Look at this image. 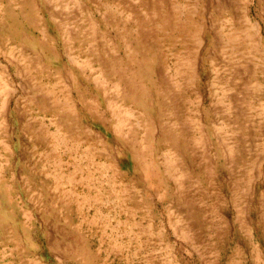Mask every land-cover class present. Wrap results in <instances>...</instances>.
I'll return each instance as SVG.
<instances>
[{
  "label": "rangeland",
  "instance_id": "1",
  "mask_svg": "<svg viewBox=\"0 0 264 264\" xmlns=\"http://www.w3.org/2000/svg\"><path fill=\"white\" fill-rule=\"evenodd\" d=\"M84 1L85 14L56 12L70 14L65 39L72 51L89 58L88 67L102 59L109 82L131 80L129 97L137 120L131 145L162 150L160 160L169 170H193L194 212L183 209L181 214L194 227L185 228L170 209L161 221L167 234L156 242H166V250L156 248L159 244L128 253L99 251L97 224L105 221L97 210L107 212L109 206L94 200L80 206L72 202L78 196L68 200L56 189L57 183L68 182L61 173L47 171L45 159L21 154L0 125V264H264V171H232L238 163L249 166L254 156L229 153L223 104L213 106L230 93L224 85L233 72L245 70L244 61L230 57V36L216 26L218 18L227 17L222 7L234 0H203L201 6L198 0ZM255 1L235 2L244 7ZM206 5L211 7L207 13ZM79 16L81 29L75 21ZM207 30L215 36L208 38ZM38 46L48 51V45ZM244 174L245 194L259 204L244 214L248 226L239 234L234 199Z\"/></svg>",
  "mask_w": 264,
  "mask_h": 264
},
{
  "label": "crops",
  "instance_id": "2",
  "mask_svg": "<svg viewBox=\"0 0 264 264\" xmlns=\"http://www.w3.org/2000/svg\"><path fill=\"white\" fill-rule=\"evenodd\" d=\"M198 1L201 6L203 0ZM235 1L222 7L227 17L218 18L216 26L230 36V57L244 61L245 70L231 73L224 85L230 93L213 106L223 104L229 153L254 156L249 166L238 163L232 171H264V0L244 7ZM60 11L85 14L87 6L84 0L73 5L70 0L62 4L0 0V125H5L4 138L16 140L14 148L21 154L37 156L40 162L45 159L47 171L61 173L68 182L57 183L56 189L68 200L78 196L72 202L80 206L91 200L109 206L107 212L97 210L98 218L105 221L97 224L99 251L128 253L159 244L156 248L166 250V242H156L167 234L161 221L169 210L183 222L187 221L183 209L194 212L193 170H169L160 160L162 150L131 145L137 123L135 104L129 97L131 80L109 82L102 59L88 67L89 58L72 51L66 41L70 14L57 15ZM76 20L78 28H83L81 16ZM200 26L206 28L205 23ZM206 35L213 38L215 33L207 30ZM39 44L48 45V51ZM237 182L239 195L234 204L238 205L241 234L248 226L244 214L259 203L245 194V174ZM88 194L95 199L88 200ZM183 225L194 227L190 222Z\"/></svg>",
  "mask_w": 264,
  "mask_h": 264
},
{
  "label": "bare ground",
  "instance_id": "3",
  "mask_svg": "<svg viewBox=\"0 0 264 264\" xmlns=\"http://www.w3.org/2000/svg\"><path fill=\"white\" fill-rule=\"evenodd\" d=\"M235 187V186H234ZM235 189V188H234Z\"/></svg>",
  "mask_w": 264,
  "mask_h": 264
}]
</instances>
